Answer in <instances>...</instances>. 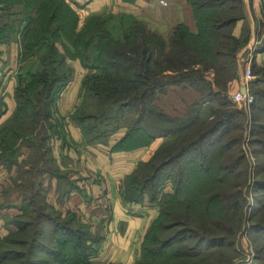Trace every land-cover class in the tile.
<instances>
[{
    "label": "trees",
    "instance_id": "obj_1",
    "mask_svg": "<svg viewBox=\"0 0 264 264\" xmlns=\"http://www.w3.org/2000/svg\"><path fill=\"white\" fill-rule=\"evenodd\" d=\"M189 1L196 17L197 33L192 34L184 26L178 25L173 33L171 46L167 50L161 37L147 33L138 20L128 15L122 14L118 18L109 13L103 16L93 15L83 27L89 35L78 32L71 34L76 25L77 15L64 0H0V18L4 19L2 21L0 19V45L14 40L16 34L20 36L22 45L20 72L16 77L13 91L15 108L9 117L11 126L0 128V151H2L0 158L6 153L10 157L13 156L20 147L24 146L29 152H33L36 148L40 151L44 161L51 164V169L46 167V170L39 171L38 177L31 183V189L34 190L36 186H46L45 195L41 190L37 193L46 207L53 206L46 200L50 186L45 184V180L50 182L54 178L57 181L59 200L71 189L66 173L61 171L51 154L50 147L48 148L46 144L54 137L65 143L64 124L61 125V131L52 134L56 128L51 125L50 120L61 91L67 87L72 78L73 69L67 60L78 59L84 69L91 71L81 82L80 106L72 112L70 120L76 123L88 142L108 143L107 133L112 134L120 127L115 122L116 118L122 115L125 109H134L135 116L132 123L127 127L119 144H115L111 150L120 148L119 145H122V148L140 145L148 147L146 155L136 163L134 169L138 172L143 168V183L154 184L162 170L170 165H173L170 173L174 174L176 162L184 159L187 161L186 166L192 163L193 168L184 167L182 173L186 178L183 179L184 176L180 178L181 174H179L177 180L175 179L174 195H180L186 180L197 185L194 189L204 187L201 199L205 202V211L206 209L211 211V205L215 203L220 205L224 212L231 211L234 215L237 213L239 205L232 199L236 192L241 194L240 189L234 194L225 192L221 195L213 194L216 188L223 185L232 175L234 159L229 158L231 162L225 165L219 158V162H215L214 166L206 162V159L212 154V147L222 142L219 147L221 150L219 157H221L222 153L226 154L232 146H235L239 138V135H235L224 140L225 134L219 137H213V134L234 118L232 116L235 102L229 93V86L236 79L238 70L236 53L245 43L246 36L237 38L232 30L236 21L243 17V0ZM14 4L24 6L21 17L24 23L20 29L19 21L10 19L11 7ZM252 71L255 79L249 83V91L254 98L251 109L264 110L257 105L258 100L264 98V89L257 87L264 82V66L256 69L252 67ZM210 73L212 76H209ZM168 85L191 87L198 93L197 98L187 106L182 117L168 116L153 103L158 93H163ZM87 99L94 100L93 113L80 112L83 102ZM3 106L4 102L0 97V115ZM205 111L207 114L204 117ZM210 114L215 116L213 120L208 119ZM252 120V142L264 150V138L258 137V134L264 131V123L257 121L255 115H252ZM196 124L202 125L199 132L180 144H174L183 132L195 128ZM156 139L163 140L150 149V143ZM172 145L174 146L171 152L157 158L164 149ZM200 147L203 148L202 152L198 150ZM258 150L256 149V152ZM230 156L227 154V157ZM10 157H6L9 165L13 163ZM28 164L33 165L29 159L22 161L24 175L32 170L23 167ZM185 169L195 170L196 175L187 173ZM134 170L124 180L129 176L132 177ZM261 173L258 172V175ZM169 176L171 178V175ZM260 179L264 180V177ZM258 180L255 181L254 188L264 189L263 185L259 187L258 183L262 182ZM122 197L128 203L140 202L123 193ZM156 198L153 192L149 193L150 201H155ZM21 201L30 207V198L26 195L21 196ZM187 203L179 204L182 209L177 210L180 215L178 219L173 218L174 220L169 223L164 220L162 225L161 216H166L168 211H161L154 221L156 224L159 223L157 229L170 232L174 227L181 225L174 233H195L194 226L199 223L190 215L188 211L190 206ZM20 209L22 213L25 211L23 207ZM37 213L40 217L42 212L37 211ZM68 215H71L72 221L80 220L75 213L71 212ZM21 216L23 215H18L14 221L16 232L0 235V264L8 260H24L26 256L16 253L12 257L13 251L5 249L14 243L22 244L14 241V237L27 233L28 228L32 226L31 222L21 221L19 219ZM79 222L77 228L67 229L59 225L57 233H63L65 236L60 246L71 243V250L68 254H61L58 251V253H49L55 264H78V262L88 264L90 255L98 253L97 249L100 247L102 237L98 233L91 232L88 223ZM154 222L147 228L141 248L147 233H151ZM199 226L202 230H211L205 222ZM53 228L57 230L56 227ZM219 230L226 233L221 234L217 239L208 238L206 242L215 246L226 245L224 241L234 237L239 228L224 230L220 227ZM33 233L38 232L33 231ZM167 240L173 241L172 238ZM34 252L35 244L28 250L27 258L33 257ZM257 259H263L261 252L257 255ZM19 264L24 262L19 261ZM133 264L148 263L137 260ZM171 264L192 263L178 259Z\"/></svg>",
    "mask_w": 264,
    "mask_h": 264
},
{
    "label": "rangeland",
    "instance_id": "obj_2",
    "mask_svg": "<svg viewBox=\"0 0 264 264\" xmlns=\"http://www.w3.org/2000/svg\"><path fill=\"white\" fill-rule=\"evenodd\" d=\"M64 1L71 8L73 7L72 9H75L70 0ZM23 13L24 6L22 4H14L11 7L10 19H17L19 21V29L24 23L21 18ZM106 14L107 13L103 12L90 14L80 12V14H78V12H76V25L74 24L75 27L72 29L71 34L78 32V34L85 33V35H89V33L83 29L88 19H90L93 15L103 16ZM109 14H112L116 18L122 15L120 13ZM124 16L126 15L124 14ZM2 20L4 19H1V21ZM115 34H117V31H115ZM1 45H5L6 48H9L10 46L12 49H14L13 70L15 71L14 78L16 85V77L20 72L19 68L21 65L20 52L22 45L20 44V36L16 34L14 40ZM90 71L91 70H87V73ZM65 89L66 88H64V90ZM258 89H264V84L258 85ZM64 90L61 91L58 101L63 95ZM250 93L252 94V92ZM81 99L82 97L80 93V100L77 107L80 106ZM57 103L52 115V119L50 120L51 125L56 128V132L51 131L52 134L61 131V125L64 124L65 127V122L61 119L60 115H58ZM257 105L264 108V98L258 100ZM94 111V100H85L80 112L93 113ZM206 114L207 111H205V114H203L204 117ZM252 115H255L257 121L260 120L262 123H264V110L254 111L251 109V105L249 108H246L235 104V110L232 116L234 118H232L228 124L224 125L216 134H213V137H219L225 134V140L230 136L234 137L235 135H239L238 142H235V146H232L230 151H228L226 154L222 153L221 157H219L221 154L219 147L222 143L220 142L217 146L211 148L213 152L206 159V162L213 166L215 162H219V158L220 162L225 165L227 162H231L229 158L234 159L235 163L232 164V175L230 174L231 176L229 179L219 188H216V191H214L213 194L221 195L223 192L234 194L237 189H240L241 194L236 192L232 199L236 200L239 205L238 211L235 215L231 211H222L221 206L216 205L215 203L211 205V211L207 209L205 211V202L201 199L203 196H201V192L204 191V187L194 189L197 185L186 180L180 195H174L173 187L175 179L177 180L179 174H181L180 178L183 176V179L186 178V175L182 173L184 167H187L186 169L193 168L192 163L186 166L187 161L184 159L178 160L176 162L177 164L175 166L174 174L170 173L173 165H170L162 170L159 179L152 185H145L143 183V168L138 172L134 170V175L132 177L129 176L130 178L128 177L126 180H123L119 185L117 192L120 194V196H118L119 199L123 198V193L129 198H135L140 201L136 202V204H142L148 207H156L158 209L157 216L160 215L161 211L167 210L168 212L166 216H161V225L164 223V220L166 223H169L171 220L178 219L180 215L177 213V210L178 208L180 210L182 209V207H179V204L181 202H188L187 204L190 206L188 208L190 215L197 220L199 225H201L203 222L207 223V225L211 227V230H202L198 224H195V233H174L181 227V225L174 227L170 232L164 230L162 231L157 229L159 223L156 224L154 219L150 223L151 225L152 222H154L153 228H151V233H147L146 240L144 241L142 248L140 247V252L137 254V256H134L133 254L123 255L115 253H101L99 255L98 253H95L90 255L91 257L89 258L90 261L88 264H133L137 260H143L148 264H171L175 261H178V259H185L192 264H228L229 262L230 264H264V189L254 188L255 181L257 179H259L258 182H264L263 179H260L261 177H264V150L262 148H258V146H255L252 142ZM134 116V109H125L122 115L120 114L118 118H116L115 122L117 123V126L120 127L115 132L118 130H123L125 134V131L132 123ZM214 117L215 116L210 114L208 119L213 120ZM9 120L10 118L7 121L5 120L6 122H3L5 125L1 124L0 128L11 126ZM73 123L76 124L75 122ZM194 126L195 128L183 132L174 144L177 145L182 143L189 137L195 135L202 128V125L199 126L196 124ZM114 133H107L108 141L111 139L110 137H112ZM258 137L264 138L263 130L260 132V134H258ZM12 139L13 138H11V140ZM56 139L58 138H51L46 144L48 148L50 147L52 155L55 148ZM105 140L107 139L105 138ZM96 144L102 145L107 143L98 141ZM173 146L174 145L168 146L163 152L159 154V156H157V158H161V156H163L165 153L171 152L173 150ZM256 149L261 150V152L259 150L256 152ZM198 150L202 152L203 148L200 147ZM19 151L11 157L6 153L0 158L2 168L4 167L6 171H9L7 181L0 189V219L2 220L3 226L7 232L4 233V235L9 234V232H16L17 228L14 224V221L18 215H23L19 219L25 223L31 222L32 226L28 228L29 230L27 233L14 237V241L22 244L14 243V245H9L8 248H5L7 250L13 251L14 254H11L12 257L16 253L26 255L24 260H8L3 262V264H19V261H23L24 264H55L52 255L49 253L60 252L61 254H68L71 250V243H67L65 246H60L61 242H63L65 239V236L63 233H57L60 228L59 225L67 227V229L71 227L77 228L80 224V220L78 222L75 220L72 221L70 219L71 215H68V211L57 210L55 207H46L44 205V203L41 201V198L37 196V193L41 190L42 194H44L46 186H36V188L32 190L31 183L36 180L39 171L46 170V167L51 169V164L44 161V158L41 156L40 151L37 148L34 149L33 152H29L28 148L24 146L20 147ZM0 154H2V151H0ZM195 154H198V152H195ZM227 154L231 156L227 157ZM7 156H9L10 161L13 162L11 165L6 162ZM28 159L33 165L28 164L23 167L26 168V170H29L30 168H32V170L24 175L22 161ZM186 171L187 173H194L196 175L195 170L190 169ZM258 172L262 173L258 175ZM169 175H171V178ZM53 179H51L50 182L45 180V184L47 186L48 184L51 186ZM262 183H258L259 187H261V185L264 186ZM16 185L21 187H17ZM150 192H153L157 197L155 201L149 200ZM23 195H26V197L30 198V207L24 205L23 201H21V196ZM102 197H104V193L102 194ZM21 207L25 209L23 213L20 209ZM37 211L42 212L43 214L41 213V216L38 217ZM260 214L261 216H259ZM53 227H56L57 230H54ZM220 227L224 230L227 228H239V230L235 233L234 237L232 236L231 238H228L224 241L227 243L226 245L215 246L214 244L206 242V239L208 238L214 237V239H217L218 236L226 233L221 232L219 230ZM90 229H93V225L90 226ZM33 231H37L38 233H33ZM201 237H204L203 240L200 239ZM168 238H172L173 241L169 242L167 240ZM165 240H167L166 243H164ZM83 243L86 244V242ZM34 244V255L33 257L27 258L28 250ZM98 250L99 248L97 251ZM259 252H261L263 259H257ZM177 256L178 258H175ZM127 258L128 260H126ZM129 258L131 260L135 258L136 259L129 262ZM78 264L86 263L78 262Z\"/></svg>",
    "mask_w": 264,
    "mask_h": 264
},
{
    "label": "crops",
    "instance_id": "obj_3",
    "mask_svg": "<svg viewBox=\"0 0 264 264\" xmlns=\"http://www.w3.org/2000/svg\"><path fill=\"white\" fill-rule=\"evenodd\" d=\"M159 1L70 0L78 14L103 12L134 17L144 26L147 33L161 37L168 50L178 25L184 26L192 34L197 33L198 27L189 0H164L167 5H162ZM262 6L263 0H243V17L237 20L233 27L234 36H246V41L236 53L238 70L236 79L230 83V94L240 90L246 65L250 64L251 68L255 69L264 66ZM13 50L10 46H0V96L4 102L0 125L10 117L15 108ZM68 64L73 69L72 78L57 103L58 115L65 122V143L59 138L56 139L53 155L61 171L66 173L71 189L59 200L58 183L53 179L47 201L57 210L75 213L80 221L93 225L90 231L103 238L98 250L99 255L115 253L137 256L144 234L151 221L157 217L158 209L125 202L123 198H118L120 194L117 192L124 178L134 170L136 163L144 158L148 147L140 145L122 148L123 146L119 145L120 148L110 150L115 144H119L123 130L115 132L107 144L99 145L86 140L79 127L70 120V115L79 103L81 82L87 70L78 59L73 62L68 60ZM254 79L255 76L251 81ZM197 96L198 93L191 87L168 85L163 93H158L153 103L168 116L182 117L187 106L193 103ZM162 140L152 141L149 148L153 149ZM7 177L6 169L0 168V189L6 183ZM4 233L7 232L0 219V235L3 236ZM135 259L129 258V262Z\"/></svg>",
    "mask_w": 264,
    "mask_h": 264
},
{
    "label": "built area",
    "instance_id": "obj_4",
    "mask_svg": "<svg viewBox=\"0 0 264 264\" xmlns=\"http://www.w3.org/2000/svg\"><path fill=\"white\" fill-rule=\"evenodd\" d=\"M160 4L167 5L166 1L160 0ZM263 11H264V0H263ZM254 78L253 71L251 68V65H246L243 73V82L242 84L246 87V91L244 93H241L240 90L236 91L235 93L231 94L232 100L235 102V104H238L242 107L249 108L251 103L253 102V95L249 91V83ZM0 168H2V165L0 163Z\"/></svg>",
    "mask_w": 264,
    "mask_h": 264
},
{
    "label": "water",
    "instance_id": "obj_5",
    "mask_svg": "<svg viewBox=\"0 0 264 264\" xmlns=\"http://www.w3.org/2000/svg\"><path fill=\"white\" fill-rule=\"evenodd\" d=\"M246 91V87L242 84L241 86H240V92L241 93H244Z\"/></svg>",
    "mask_w": 264,
    "mask_h": 264
}]
</instances>
